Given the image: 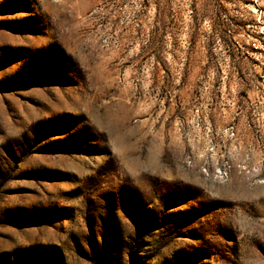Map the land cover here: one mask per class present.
<instances>
[{"label": "rangeland", "instance_id": "1", "mask_svg": "<svg viewBox=\"0 0 264 264\" xmlns=\"http://www.w3.org/2000/svg\"><path fill=\"white\" fill-rule=\"evenodd\" d=\"M0 264H264V0H0Z\"/></svg>", "mask_w": 264, "mask_h": 264}]
</instances>
